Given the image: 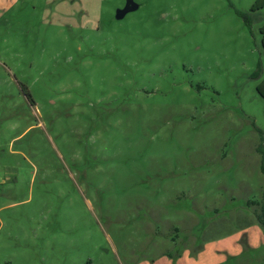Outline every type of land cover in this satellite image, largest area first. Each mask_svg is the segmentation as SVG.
I'll return each instance as SVG.
<instances>
[{
	"label": "rangeland",
	"instance_id": "obj_1",
	"mask_svg": "<svg viewBox=\"0 0 264 264\" xmlns=\"http://www.w3.org/2000/svg\"><path fill=\"white\" fill-rule=\"evenodd\" d=\"M127 1L0 0V264H264V8Z\"/></svg>",
	"mask_w": 264,
	"mask_h": 264
},
{
	"label": "trees",
	"instance_id": "obj_2",
	"mask_svg": "<svg viewBox=\"0 0 264 264\" xmlns=\"http://www.w3.org/2000/svg\"><path fill=\"white\" fill-rule=\"evenodd\" d=\"M263 6H264V0H258L256 5H255V10L256 11H254V12H257V11L261 10L262 8H264ZM245 21H246V24L251 28L250 19L247 17L245 19ZM261 34H262V44H263V47H264V26L261 29ZM257 90H258L259 94L264 98V82H262L258 86ZM260 152H261V154H263V163H262L261 170L264 173V149L260 148ZM261 203H262L261 213H258L257 217H258L260 223H262L264 225V193H263V199H262ZM253 204L256 205L255 202Z\"/></svg>",
	"mask_w": 264,
	"mask_h": 264
},
{
	"label": "water",
	"instance_id": "obj_3",
	"mask_svg": "<svg viewBox=\"0 0 264 264\" xmlns=\"http://www.w3.org/2000/svg\"><path fill=\"white\" fill-rule=\"evenodd\" d=\"M139 8V5L136 4L133 0H128L125 7L123 9H119L116 13V18L118 20H121L123 18H125V16L130 13L133 12L135 10H137Z\"/></svg>",
	"mask_w": 264,
	"mask_h": 264
}]
</instances>
